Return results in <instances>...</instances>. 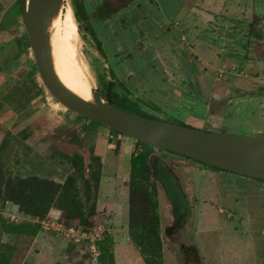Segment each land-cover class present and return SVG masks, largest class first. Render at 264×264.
<instances>
[{"label": "rangeland", "instance_id": "1", "mask_svg": "<svg viewBox=\"0 0 264 264\" xmlns=\"http://www.w3.org/2000/svg\"><path fill=\"white\" fill-rule=\"evenodd\" d=\"M18 1L0 0V23ZM103 1L84 0L93 14L89 23L76 20L71 0L61 6L63 34L75 50L71 65L90 90L102 95L107 92L103 82H114V92L139 102L156 119L264 137V23L252 28L264 19V0H134L100 20L96 10ZM19 22L0 32L2 174L65 180L73 168L64 155L80 153L88 167L94 148L105 166L96 223L109 231L121 264H132L137 253L126 231L127 197L136 141L124 135L112 138L109 128L92 126L51 95L22 17ZM7 54L13 57L5 59ZM153 156L165 264H264L262 182L234 173L210 177L201 172L220 170L165 150L157 149ZM84 188L80 184L87 200ZM77 247L83 264L86 246Z\"/></svg>", "mask_w": 264, "mask_h": 264}, {"label": "trees", "instance_id": "2", "mask_svg": "<svg viewBox=\"0 0 264 264\" xmlns=\"http://www.w3.org/2000/svg\"><path fill=\"white\" fill-rule=\"evenodd\" d=\"M133 1L104 0L97 8L96 16L100 20L109 19L129 7ZM71 2L76 20L89 23V18L93 14L88 12L84 0H71ZM20 17L21 0L11 11L5 13L0 23V32H7L11 27L16 26L20 23ZM258 24L253 23L252 28ZM87 32L97 43L98 51L105 57L102 44L90 25L87 26ZM11 57H13L12 54L4 56L5 59H11ZM103 86H106L107 92L101 96L109 104L142 117L156 119L144 112L139 102L114 92L113 89L116 86L114 82L108 84L103 82ZM90 124L103 126L93 120H90ZM156 150L157 148L149 144L136 141L135 152L130 158L128 234L145 264H165L158 187L152 180L151 157ZM64 157L73 168L72 173L66 177L64 183L38 176L5 177L0 167V264L23 263L33 241L42 231L41 224L35 220H44L52 209L61 212L60 220L67 225H74L85 230L97 226V200L103 175L102 158L95 154L94 148L90 149L88 167H86L84 157L80 153L65 154ZM209 168L219 170L214 167ZM86 169H88V174ZM80 184L85 187L84 192L87 195V200L81 196ZM8 202L17 205L19 213L29 216L33 220L10 221L2 214ZM4 237H7L9 241H5ZM98 245L101 252L99 264H115L114 240L110 234L106 233ZM84 255L86 260L88 255ZM85 260L83 264H85Z\"/></svg>", "mask_w": 264, "mask_h": 264}, {"label": "water", "instance_id": "3", "mask_svg": "<svg viewBox=\"0 0 264 264\" xmlns=\"http://www.w3.org/2000/svg\"><path fill=\"white\" fill-rule=\"evenodd\" d=\"M64 0H21V17L36 67L51 95L69 111L96 121L118 134L209 167L264 182V137L207 132L160 119H150L106 102L94 91L88 102L58 79L52 61L48 26ZM17 56L10 60L13 64Z\"/></svg>", "mask_w": 264, "mask_h": 264}, {"label": "crops", "instance_id": "4", "mask_svg": "<svg viewBox=\"0 0 264 264\" xmlns=\"http://www.w3.org/2000/svg\"><path fill=\"white\" fill-rule=\"evenodd\" d=\"M262 22L264 23V19L261 20V23ZM263 51H264V48H263ZM249 65H251V64H249ZM104 167H103V174H104ZM201 173L202 174L209 173L208 176H210V177L212 175L217 176V174H219V175H232V174H229V172H225V171H221V172L220 171L219 172H217V171H210V172L202 171ZM54 180L58 183H64V181H65V180H56V179H54ZM222 181L225 183L227 180L223 179ZM262 184L264 185V182H262ZM228 194L230 195L231 193H228ZM228 194H226V195H228ZM127 199H128V197H127ZM2 214L5 217H9V215L17 216L18 219L19 218L23 219V221H32L33 220L31 217L25 216V215L19 213L18 206L11 203V202H8L6 204L4 210L2 211ZM49 216L54 217V218H60L61 212L57 209H52L49 213ZM126 231H127V236L129 237L128 228L126 229ZM50 234H54V233L44 232V231H41L39 233V235L33 241V243L31 245L29 251L27 252V255H26L22 264H79L80 262H78V257L75 253V251L78 250V247L77 246H70L69 241L63 237L62 238L60 237L61 239H59V241L55 240V237H51ZM136 253L137 254H136L132 264H140V262H141V264H145L143 259L141 258V255H140L137 248H136ZM114 256H115V264H121V261L119 260L120 257L117 253L116 243H114Z\"/></svg>", "mask_w": 264, "mask_h": 264}, {"label": "bare ground", "instance_id": "5", "mask_svg": "<svg viewBox=\"0 0 264 264\" xmlns=\"http://www.w3.org/2000/svg\"><path fill=\"white\" fill-rule=\"evenodd\" d=\"M63 22L64 11L60 8L50 20L48 26L55 73L59 81L72 93L85 101L94 102V91L90 90L83 75L76 67L71 65L75 60V50L71 46L67 36L63 34Z\"/></svg>", "mask_w": 264, "mask_h": 264}, {"label": "built area", "instance_id": "6", "mask_svg": "<svg viewBox=\"0 0 264 264\" xmlns=\"http://www.w3.org/2000/svg\"><path fill=\"white\" fill-rule=\"evenodd\" d=\"M12 221L17 222L18 217L9 215ZM41 224V229L44 232L54 233L57 236L64 237L69 242L74 243L76 246L85 244L86 255L85 264H99L101 252L99 249V242L102 241L103 236L109 231L102 227L96 226L93 229L85 230L74 225H67L60 220V218L50 217L49 215L42 221L35 220Z\"/></svg>", "mask_w": 264, "mask_h": 264}, {"label": "flooded vegetation", "instance_id": "7", "mask_svg": "<svg viewBox=\"0 0 264 264\" xmlns=\"http://www.w3.org/2000/svg\"><path fill=\"white\" fill-rule=\"evenodd\" d=\"M259 24H261V22L259 23ZM258 24V25H259ZM257 26V25H256ZM43 81V80H42ZM116 87V86H115ZM118 135H121V134H118ZM156 160H157V158H156ZM156 160H155V158H154V156H152L151 157V161H152V163H151V165H152V168H153V176H152V179H155V181L156 182H158V180H157V176H158V168H157V163H156Z\"/></svg>", "mask_w": 264, "mask_h": 264}]
</instances>
